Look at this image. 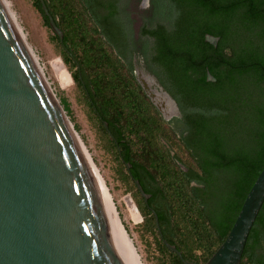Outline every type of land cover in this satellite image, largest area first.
Returning <instances> with one entry per match:
<instances>
[{"label":"trees","instance_id":"obj_1","mask_svg":"<svg viewBox=\"0 0 264 264\" xmlns=\"http://www.w3.org/2000/svg\"><path fill=\"white\" fill-rule=\"evenodd\" d=\"M158 2L159 15H164L174 29L168 33L158 27L143 33L155 40L154 62L161 69L164 85L182 116L185 136L181 143L196 166L195 170L183 173L185 181L203 186L202 189L190 188V198L220 245L264 167V0ZM36 7L48 26L37 0ZM60 30L64 36L63 29ZM99 34L102 35L103 30ZM206 36L218 39L216 45L206 42ZM55 38L59 42L56 35ZM64 43L65 52L73 58L65 36ZM207 73L213 81L207 80ZM74 79L87 93L101 128L107 134L110 132L108 135L120 151L118 156L124 168L127 163L131 165L128 177L133 184L138 180L144 193L150 195L148 207L156 212L164 239L175 246L185 260L198 263L197 257L184 252L167 235L165 229L171 227L170 215L157 208L156 201L164 200V193L155 177L145 165L132 160L120 127L104 116L83 74L80 73V77L76 74ZM103 121L107 122L109 132ZM219 174L225 176L221 181ZM150 214L156 228L151 211ZM263 234L264 202L248 235L240 264L243 259L248 264H264L262 257L253 259ZM161 246L172 258V264H182L162 242ZM214 251L206 254L203 263Z\"/></svg>","mask_w":264,"mask_h":264},{"label":"water","instance_id":"obj_2","mask_svg":"<svg viewBox=\"0 0 264 264\" xmlns=\"http://www.w3.org/2000/svg\"><path fill=\"white\" fill-rule=\"evenodd\" d=\"M39 3L62 43V31ZM205 41L216 45L218 39ZM207 80L213 81L208 73ZM142 88L165 121L180 115L167 93L171 114L159 108L157 93ZM103 126L108 129L107 122ZM75 136L8 0H0V264H132ZM134 184L148 207L150 195L138 180ZM263 202L264 167L225 240L203 264H240ZM148 208L165 248L182 264H197L164 239Z\"/></svg>","mask_w":264,"mask_h":264},{"label":"rangeland","instance_id":"obj_3","mask_svg":"<svg viewBox=\"0 0 264 264\" xmlns=\"http://www.w3.org/2000/svg\"><path fill=\"white\" fill-rule=\"evenodd\" d=\"M134 1L129 0L130 3ZM8 2L52 94L76 133V141L94 178L124 229L137 263L172 264L173 260L163 250L152 215L128 177L118 156L120 151L108 135L109 130L107 134L101 128L87 93L74 79L76 74L79 77L80 73L83 74L104 116L120 127L130 147L132 160L145 165L163 190L164 200H157L156 204L159 205L157 208L170 215L171 227L165 229L167 235L184 252L197 257V264H203L206 254L217 249L219 243L201 220L200 209L190 198V188L202 189L203 186L188 184L184 178L183 173L195 170L196 166L181 143L185 136L183 122L162 120L112 49L101 41V31L93 26L79 4L74 3L70 13L69 6L60 4L58 0H54L57 6H51L57 12L56 17H65L61 25L67 46L74 56L72 58L46 26L36 0ZM128 14L133 21L134 38L146 39L140 32L145 13L134 7L128 10ZM164 18V15H158L151 26L158 25L171 33L174 26ZM151 43L150 48H153L155 40ZM135 56L138 62V56ZM224 178L223 174L218 175L219 181ZM260 257L264 258V234L253 253V259ZM242 262L248 264L246 259Z\"/></svg>","mask_w":264,"mask_h":264},{"label":"flooded vegetation","instance_id":"obj_4","mask_svg":"<svg viewBox=\"0 0 264 264\" xmlns=\"http://www.w3.org/2000/svg\"><path fill=\"white\" fill-rule=\"evenodd\" d=\"M37 1L41 9L39 0ZM43 1L56 26L60 29H64V27L61 25V20L65 19V17H56L57 14L55 13L57 12L56 10L53 11L51 7L52 4H56V6L58 4L54 2V0ZM58 2L60 4L64 3L65 5H68V9H70L68 10L69 13L73 11L72 8L74 3L79 4V6H81L87 16L90 18L91 23L98 30V32L103 30V34L100 35L101 41L110 49H112L116 58L130 73L139 90L143 92L144 96L149 102L150 100L146 96L142 85L149 94L159 93L164 96V98H167L166 95L163 94L167 93L172 98L166 86L164 85L165 83L163 82V73L161 70L159 71L160 68L158 64L154 62V56L151 55L153 48L150 47L152 44L151 42L154 41V38L149 34L143 33L145 30L153 31L158 28V25H155V27L151 26L152 22L157 21L158 19L160 10L158 0H135L133 3H130L129 0H58ZM134 7H137L140 12L145 13V16L142 17L144 24L142 23L143 26L141 27L140 32L141 37H146V39L134 38L133 21L128 14V10H132ZM55 9H57V7ZM45 18L47 19V17ZM148 25L151 26V28H148ZM60 44L64 46V36L62 43ZM135 55L138 56V62ZM169 102L172 104L170 100ZM153 108L156 110L154 106ZM156 112L158 113L157 110ZM172 112L173 104L171 113ZM159 116L162 118L160 114ZM181 118L182 116L180 114L177 117H172L166 122L172 123V121L176 120L181 121ZM162 120L164 119L162 118Z\"/></svg>","mask_w":264,"mask_h":264},{"label":"bare ground","instance_id":"obj_5","mask_svg":"<svg viewBox=\"0 0 264 264\" xmlns=\"http://www.w3.org/2000/svg\"><path fill=\"white\" fill-rule=\"evenodd\" d=\"M34 56H35V55H34ZM42 73H43V72H42ZM167 98H168V97H167ZM167 98H164V96H162L161 94L157 93V96L155 95V99H154V100H155V102L158 104L159 108H160L164 113H171L173 102H172V104H171ZM77 143H78V142H77ZM80 149H81V148H80ZM81 150H82V149H81ZM81 150H80V151H81ZM81 153H82V151H81ZM82 155H83V154H82ZM83 157H84V156H83ZM84 159H85V158H84ZM85 161H86V159H85ZM86 163H87V161H86ZM87 165H88V168H89L90 172L92 173V171H91L90 166H89L88 163H87ZM92 176H93V178H94L93 173H92ZM96 177H97V176H96ZM94 180H95L96 186H97V188H98V192H99V194H100V197H101V199H102V201H103V203H104V205H105V207H106V209H107V211H108V213H109V215H110V218H111V220H112V222H113V224H114V226H115V228H116V230H117V232H118V234H119V237H120V239H121V241H122V243H123V245H124V247H125V249H126V251H127V253H128V256H129V258H130L132 264H138L137 261H136V259H135V257H134V255H133V253H132V251H131V249H130V247H129V245H128V243H127V241H126V236H125V232H124L123 227L121 226L120 222L118 221V219H117V217H116V215H115L113 209L111 208L110 204H109L108 201L106 200V198H105L104 194L102 193V191H101V189H100V187H99V185H98V183H97V181H96L95 178H94ZM101 186H102V185H101ZM102 188H103V187H102Z\"/></svg>","mask_w":264,"mask_h":264}]
</instances>
